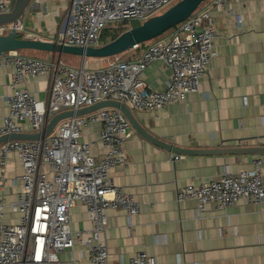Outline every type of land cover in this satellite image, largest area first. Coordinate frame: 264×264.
Wrapping results in <instances>:
<instances>
[{
    "label": "built area",
    "instance_id": "obj_1",
    "mask_svg": "<svg viewBox=\"0 0 264 264\" xmlns=\"http://www.w3.org/2000/svg\"><path fill=\"white\" fill-rule=\"evenodd\" d=\"M16 0H0V13L11 12ZM178 0H76L59 42L77 46H98L107 29H117L135 20L143 21ZM231 0H213L225 6ZM238 22H242L238 15ZM15 29L26 33L21 19L0 25V33ZM221 37L210 8H199L187 20L146 43L139 57H108L103 67H79L48 61L20 50L0 54V67L11 76L12 92L7 98L8 112L0 122V136L26 130H43L57 113L77 110L103 100H118L139 110L159 111L168 104L185 102L187 94L200 87L201 76L208 71L217 54L216 40ZM160 60L172 69L165 89H154L142 78L152 61ZM52 74L53 84L47 100L37 99L27 87L30 76ZM102 127L97 139H83L91 123ZM133 126L126 114L115 107H103L84 115H73L59 122L46 137L35 140H9L0 147V166L4 169L8 154L16 152L23 166L13 179L20 191L8 205L21 212L18 223L3 219L5 203H0V264H67L59 256L65 248L77 244L91 252L89 264H112L105 232L109 224L108 208L124 207L130 216L140 212L141 203L117 185L111 169L125 164V141ZM103 149L98 158L95 149ZM179 158L180 155L175 156ZM195 199L197 210L209 202L228 207L240 198L264 200V156H256L250 168L226 170L210 181L187 183L177 192L179 201ZM82 202L87 207L90 226L73 229L72 207ZM167 264L145 250L138 251L128 263Z\"/></svg>",
    "mask_w": 264,
    "mask_h": 264
},
{
    "label": "crops",
    "instance_id": "obj_2",
    "mask_svg": "<svg viewBox=\"0 0 264 264\" xmlns=\"http://www.w3.org/2000/svg\"><path fill=\"white\" fill-rule=\"evenodd\" d=\"M75 1L32 0L21 17L26 33L59 42ZM204 3L201 8H210L221 37L199 89L189 92L185 102L168 104L159 111L128 106L150 133L177 147H264V0H231L225 6L213 0ZM28 51L77 67L72 63L76 60L73 53ZM140 54L141 49H133L122 58L130 60ZM104 60L86 58L83 63L98 68L106 64ZM171 76V67L160 60L150 62L142 74L150 87L160 90L166 88ZM10 84L8 69L0 67V122L8 112ZM52 84V74L27 80L28 89L42 100L49 98ZM23 127L25 132H33L28 120L23 121ZM101 127L99 122L91 123L82 138H99ZM94 151L101 158L103 149ZM124 151L127 162L117 164L110 173L117 185L141 203V210L130 216L124 207L107 209L105 237L110 263H128L145 250L167 264H264V200L240 198L225 208L209 202L205 210L198 211L195 199H177L178 190L187 183L210 181L226 170L250 168L253 159L264 153H182L176 158L172 149L151 141L134 127ZM22 170L21 158L13 151L4 169L0 166V203H5L3 219L8 223H18L22 215L8 205L18 196L20 186L13 179ZM72 219L73 229L88 228L86 205L77 202ZM59 256L67 264H89L91 252L77 244L62 249Z\"/></svg>",
    "mask_w": 264,
    "mask_h": 264
},
{
    "label": "water",
    "instance_id": "obj_3",
    "mask_svg": "<svg viewBox=\"0 0 264 264\" xmlns=\"http://www.w3.org/2000/svg\"><path fill=\"white\" fill-rule=\"evenodd\" d=\"M32 0H16L11 12L0 13V25L5 23H15L21 19L26 9L30 6ZM206 0H178L165 11L155 14L140 24L131 26L120 33L116 38L102 43L98 46H77L55 42L50 40L27 38L11 29L8 33H0V54L11 50H41L56 51L78 54L86 59L88 57L106 58L117 55L127 49L133 48L135 44L149 41L160 36L167 30L176 27L179 23L187 20L195 13ZM103 107H115L122 110L132 126L142 135L162 146L168 147L175 152V156L182 153H264V147H232V148H182L166 143L143 127L134 116L131 108L124 102L118 100H103L93 105L79 108L77 110L69 109L55 114L47 123L43 130L36 132H21L3 134L0 136V144L9 140H35L49 135L65 118L73 115H84L96 111Z\"/></svg>",
    "mask_w": 264,
    "mask_h": 264
},
{
    "label": "rangeland",
    "instance_id": "obj_4",
    "mask_svg": "<svg viewBox=\"0 0 264 264\" xmlns=\"http://www.w3.org/2000/svg\"><path fill=\"white\" fill-rule=\"evenodd\" d=\"M205 4V3H204ZM203 4V5H204ZM202 5V6H203ZM166 9H164L163 11H165ZM162 12V11H161ZM160 13V12H159ZM134 23H137V22H139V20H135V21H133ZM114 30H112V29H107L106 31H105V37L106 36H109L112 32H113ZM102 43V42H101ZM132 51H133V48H130V49H127V50H125V51H123V52H121V53H119V55L121 56V57H123V58H125L126 57V55H127V53H132ZM22 52H24L25 54L27 53V55H31V56H36V57H39V58H42V56H44V53L42 54L41 52H32V51H28V50H22ZM73 55V57H75L76 58V60H73V62L72 63H74V64H76V66L78 67V66H80L82 63H83V57L82 56H80V55H78V54H72ZM75 55V56H74ZM42 59H44V58H42ZM89 61L91 60V59H94V57H88L87 58ZM109 58L107 57V58H105V60H104V64L107 62V60H108ZM67 64H69V63H67ZM88 64V63H87ZM69 65H71V64H69ZM89 65V64H88ZM72 66V65H71Z\"/></svg>",
    "mask_w": 264,
    "mask_h": 264
},
{
    "label": "trees",
    "instance_id": "obj_5",
    "mask_svg": "<svg viewBox=\"0 0 264 264\" xmlns=\"http://www.w3.org/2000/svg\"><path fill=\"white\" fill-rule=\"evenodd\" d=\"M204 3V2H203ZM201 7V6H200ZM142 21H139L137 23H134L132 22L131 24L129 25H123V26H120L119 28L117 29H114V31L109 35V36H106L105 37V34L102 38V43H106L114 38H116L120 33H122L123 31L127 30L128 28H130L131 26H135V25H138L140 24ZM172 29V28H171ZM169 29V30H171ZM169 30H167L166 32H168ZM166 32H164L163 34H165ZM163 34H161L160 36H162ZM22 36V35H21ZM159 37V36H158ZM147 41L143 42L142 44L146 43ZM22 51V50H20ZM24 53V52H23Z\"/></svg>",
    "mask_w": 264,
    "mask_h": 264
}]
</instances>
